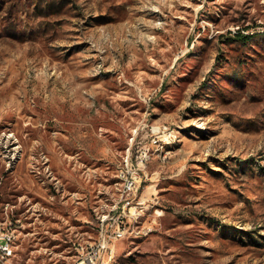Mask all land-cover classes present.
<instances>
[{"label":"rangeland","instance_id":"1","mask_svg":"<svg viewBox=\"0 0 264 264\" xmlns=\"http://www.w3.org/2000/svg\"><path fill=\"white\" fill-rule=\"evenodd\" d=\"M169 127L153 237L99 250L132 136ZM0 225V264H264V0H0Z\"/></svg>","mask_w":264,"mask_h":264},{"label":"built area","instance_id":"2","mask_svg":"<svg viewBox=\"0 0 264 264\" xmlns=\"http://www.w3.org/2000/svg\"><path fill=\"white\" fill-rule=\"evenodd\" d=\"M173 128L158 129L152 132L146 139H138L135 133L126 150V156L122 157L117 170V184L123 185L122 194L112 209L103 215L99 225V250L108 249L112 241L126 238L128 234L148 236L155 230L156 222L149 220V224L133 225V218L140 214L141 208H148L149 203L145 198H138V189H143L144 183L150 178L148 165L150 163V149L153 142H160L162 138L171 137ZM169 152L164 153V158ZM152 214V213H151ZM156 216L162 213L157 208ZM13 235L6 233L0 225V253L2 257L13 255ZM81 263L96 264L97 252L89 253ZM1 264H4L3 262Z\"/></svg>","mask_w":264,"mask_h":264},{"label":"crops","instance_id":"3","mask_svg":"<svg viewBox=\"0 0 264 264\" xmlns=\"http://www.w3.org/2000/svg\"><path fill=\"white\" fill-rule=\"evenodd\" d=\"M142 195H143V197H144L145 199H147L148 203L151 205L152 202L150 201V199L153 200V198H154L153 195H152L151 193L147 192V190L143 191ZM151 213H152V212H151ZM150 219H151V220H154V222H157L158 217H157L155 214L152 213V214L150 215ZM149 223H151V222H147L146 224H149ZM155 229H156V225H155ZM154 231H155V230H154ZM154 231H153V233H154ZM128 237H129V238H134V237L148 238V237H153V236H152V233H151L150 235H148V236H145V237L138 236V235H134V234H128V236H127L126 238H123V239H121V240H129ZM148 239H149V238H148Z\"/></svg>","mask_w":264,"mask_h":264},{"label":"trees","instance_id":"4","mask_svg":"<svg viewBox=\"0 0 264 264\" xmlns=\"http://www.w3.org/2000/svg\"><path fill=\"white\" fill-rule=\"evenodd\" d=\"M237 34L239 35V39L243 40L244 42H247L249 39L252 38L251 36L243 34L241 32H238ZM14 36H16V35H14Z\"/></svg>","mask_w":264,"mask_h":264},{"label":"bare ground","instance_id":"5","mask_svg":"<svg viewBox=\"0 0 264 264\" xmlns=\"http://www.w3.org/2000/svg\"><path fill=\"white\" fill-rule=\"evenodd\" d=\"M138 217V216H137Z\"/></svg>","mask_w":264,"mask_h":264}]
</instances>
